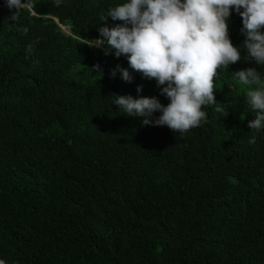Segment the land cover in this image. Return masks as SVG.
Instances as JSON below:
<instances>
[{"label": "trees", "instance_id": "1", "mask_svg": "<svg viewBox=\"0 0 264 264\" xmlns=\"http://www.w3.org/2000/svg\"><path fill=\"white\" fill-rule=\"evenodd\" d=\"M24 2L13 21L0 0V264H264V128L248 127L245 95L264 65L241 46L214 78L228 115L204 106L180 136L124 115L115 95L170 101L125 56L87 44L124 0ZM228 24L239 47L234 9ZM117 65L131 82L111 76ZM247 68L261 84L234 79Z\"/></svg>", "mask_w": 264, "mask_h": 264}, {"label": "clouds", "instance_id": "2", "mask_svg": "<svg viewBox=\"0 0 264 264\" xmlns=\"http://www.w3.org/2000/svg\"><path fill=\"white\" fill-rule=\"evenodd\" d=\"M54 2L59 6L61 0ZM4 4L15 9L9 17L13 21L28 6L24 0H4ZM233 9L242 18L245 35L239 47L229 34ZM109 18L121 23L109 26ZM101 21L99 37L87 44L103 49L106 56L113 51L117 58L125 56L129 68L155 79L161 95L170 101L165 105L155 96L115 95L114 104L124 115L143 117V125L167 126L180 136L207 120L204 106H215L216 112L228 115L217 103L214 78L220 69L241 60V46L247 50L245 59L264 65V0H124L111 7ZM61 26L69 31L68 26ZM26 51L31 53L33 46ZM94 68L99 70V64ZM129 68L117 65L111 76L115 78L119 72L125 82H131ZM232 75L242 86L261 84L255 68ZM142 91L143 86L138 85L137 92ZM245 95L255 112L248 127L260 130L264 128V86L249 88ZM156 112L160 115L153 119ZM249 142L254 144L255 137Z\"/></svg>", "mask_w": 264, "mask_h": 264}]
</instances>
